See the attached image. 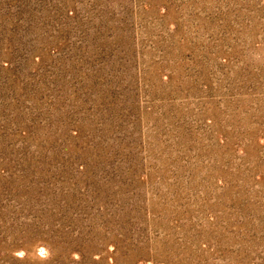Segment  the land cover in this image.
Returning <instances> with one entry per match:
<instances>
[{"label":"rangeland","instance_id":"rangeland-1","mask_svg":"<svg viewBox=\"0 0 264 264\" xmlns=\"http://www.w3.org/2000/svg\"><path fill=\"white\" fill-rule=\"evenodd\" d=\"M0 264H264V0H0Z\"/></svg>","mask_w":264,"mask_h":264}]
</instances>
